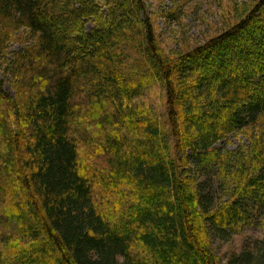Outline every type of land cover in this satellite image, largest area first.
Instances as JSON below:
<instances>
[{"label": "trees", "instance_id": "1", "mask_svg": "<svg viewBox=\"0 0 264 264\" xmlns=\"http://www.w3.org/2000/svg\"><path fill=\"white\" fill-rule=\"evenodd\" d=\"M263 219L264 0L177 55L144 0H0V264H218Z\"/></svg>", "mask_w": 264, "mask_h": 264}, {"label": "rangeland", "instance_id": "2", "mask_svg": "<svg viewBox=\"0 0 264 264\" xmlns=\"http://www.w3.org/2000/svg\"><path fill=\"white\" fill-rule=\"evenodd\" d=\"M253 1L144 0L160 46L167 54L174 55L180 54L183 50L194 48L223 31L236 21V17L242 13L243 6ZM92 26L88 23L87 31H90ZM21 47L20 44H10L6 51L7 58H11ZM4 79L6 80L4 89L11 93L9 79ZM152 99L155 103H161V92L154 90ZM240 142H243L241 137L229 136L220 142L218 147L233 149ZM263 223L250 222L227 243L212 240L211 248L218 264H225L230 255L237 253L243 240L252 241L264 237Z\"/></svg>", "mask_w": 264, "mask_h": 264}]
</instances>
